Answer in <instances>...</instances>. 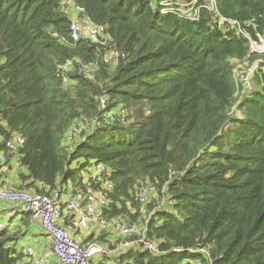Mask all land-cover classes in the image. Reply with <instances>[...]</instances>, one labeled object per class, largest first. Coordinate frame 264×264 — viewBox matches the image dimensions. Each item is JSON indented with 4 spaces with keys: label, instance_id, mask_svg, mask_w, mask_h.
Wrapping results in <instances>:
<instances>
[{
    "label": "trees",
    "instance_id": "16d2710c",
    "mask_svg": "<svg viewBox=\"0 0 264 264\" xmlns=\"http://www.w3.org/2000/svg\"><path fill=\"white\" fill-rule=\"evenodd\" d=\"M206 1L185 0L198 13L189 19L159 0H0V136L24 140L18 189L77 193L109 181L100 217L144 225L164 253L134 246L98 264H264V56L241 94L234 64L258 57L220 24L264 38V0H214V12ZM71 5L104 27L99 42L72 40ZM120 111L125 125L107 119ZM18 238L0 230V264H27ZM111 238L98 244L112 252L137 240ZM201 248L207 257L188 253Z\"/></svg>",
    "mask_w": 264,
    "mask_h": 264
},
{
    "label": "built area",
    "instance_id": "2783aa9c",
    "mask_svg": "<svg viewBox=\"0 0 264 264\" xmlns=\"http://www.w3.org/2000/svg\"><path fill=\"white\" fill-rule=\"evenodd\" d=\"M159 4L162 7L163 13H178L189 19L198 18V13L194 9L195 2L186 3L185 0H159ZM215 5L216 3L214 0H207L202 4V7L214 12ZM68 6L65 9H67L68 14L71 15L69 32L72 40L76 41L79 37L84 35L93 42H99L104 36V27L99 25H88L85 20L79 18V14L82 12L81 8L71 5L70 9ZM81 21L86 23L85 27H83ZM220 24L228 26L231 30H235L237 35L242 36L247 41L248 57H258L251 65L249 74L246 76H236L241 84L240 93L244 94L250 91L251 79L258 68V64L262 61L261 58L264 56V38L259 34H255V38L250 37L235 21H224V19H220ZM116 57H118V52L115 50L108 54L109 59H115ZM105 104V100L101 98L99 109H104ZM124 112L125 111H120L119 115H107V119L110 122H119L125 125ZM23 144L24 140L20 135L12 134L8 139L0 136V164H6L9 157L17 158L18 152ZM93 167H95V172L92 174V178L95 180L98 173L103 171V168L100 164L94 165ZM111 189L112 184L104 180L99 189H93L87 186L83 192L80 191L66 197H63L62 191H56L50 195H39L21 189L0 187V201L19 205L20 210L47 234L50 245L45 257H52L54 259L50 264H98L104 256L111 257L121 255L128 248L134 246L138 247L137 249L141 251L163 255L164 253H158L155 243L146 241V228L144 225L140 223L130 225L122 219L105 221L100 217L102 211L108 209V192L111 191ZM151 190V188L145 189L140 196L141 203H144ZM63 211L73 216L75 225L80 230H86L89 223L96 218L98 219L101 230L113 232L112 235H117L122 239L133 236L137 240L121 243L112 252L99 244L82 245L59 224ZM2 228L3 225L0 223V230ZM174 251L180 252L177 249ZM21 253L24 262L27 264H49L44 258H35L34 250L30 246L23 247ZM188 253H200L207 257L206 250L202 248L189 250ZM95 257H97L98 261H94ZM187 264L197 263L188 261Z\"/></svg>",
    "mask_w": 264,
    "mask_h": 264
},
{
    "label": "crops",
    "instance_id": "0c3cea01",
    "mask_svg": "<svg viewBox=\"0 0 264 264\" xmlns=\"http://www.w3.org/2000/svg\"><path fill=\"white\" fill-rule=\"evenodd\" d=\"M21 173L24 174L25 171L19 166L18 157L9 158L6 164H0V187L18 189L21 185L19 180V174ZM38 189H41L39 185ZM29 191L34 193L33 190ZM70 194H75L72 188L68 187L62 190L63 197L69 196ZM26 217L28 216L20 210L19 205L0 201V223H2L3 227H9L13 231L16 230L19 232V238L16 244L17 249L21 252L23 247L30 246L34 250L35 258H44L47 263H52L54 261L52 257H45L50 245L49 237L29 217V221H27ZM25 221L27 223L24 225L23 222ZM59 224L82 245L98 244V238L102 234H108V239H112L111 237L113 236V232L100 229L98 219L96 218L89 223L86 230L78 229L73 216L66 211H63ZM105 244L99 245L104 248L106 246ZM94 261H98L97 257H95Z\"/></svg>",
    "mask_w": 264,
    "mask_h": 264
},
{
    "label": "rangeland",
    "instance_id": "374dc122",
    "mask_svg": "<svg viewBox=\"0 0 264 264\" xmlns=\"http://www.w3.org/2000/svg\"><path fill=\"white\" fill-rule=\"evenodd\" d=\"M151 1V3H152V0H150ZM81 23H82V25H83V27H85L86 26V23L85 22H82L81 21ZM235 65V70H234V74L237 76V75H247V74H249V72H250V68H251V65H249V63H247V62H242V63H235L234 64ZM235 79H236V81L238 82V79L235 77ZM253 90V85L251 84V87H250V91H252ZM249 91V92H250ZM248 92V93H249ZM245 94V93H244ZM238 114V113H237ZM90 169V172L92 173V170H91V168H89ZM88 169V170H89ZM81 175L83 176V178H84V180L86 181V180H88V174H87V171H82L81 172ZM17 216H20V215H17ZM103 264H113V261H111V259H109V260H106V261H104V263Z\"/></svg>",
    "mask_w": 264,
    "mask_h": 264
}]
</instances>
